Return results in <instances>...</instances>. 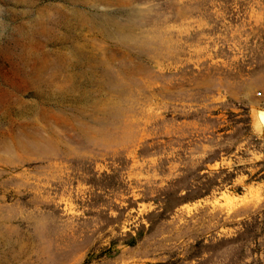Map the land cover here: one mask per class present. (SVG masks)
I'll list each match as a JSON object with an SVG mask.
<instances>
[{
	"label": "rangeland",
	"instance_id": "rangeland-1",
	"mask_svg": "<svg viewBox=\"0 0 264 264\" xmlns=\"http://www.w3.org/2000/svg\"><path fill=\"white\" fill-rule=\"evenodd\" d=\"M264 0H0V264H264Z\"/></svg>",
	"mask_w": 264,
	"mask_h": 264
},
{
	"label": "water",
	"instance_id": "water-1",
	"mask_svg": "<svg viewBox=\"0 0 264 264\" xmlns=\"http://www.w3.org/2000/svg\"><path fill=\"white\" fill-rule=\"evenodd\" d=\"M251 116L257 133L259 135L262 134L264 132V110L253 108L251 110Z\"/></svg>",
	"mask_w": 264,
	"mask_h": 264
}]
</instances>
